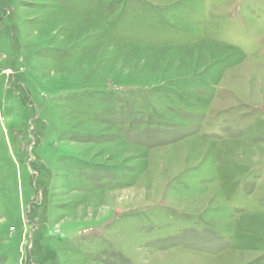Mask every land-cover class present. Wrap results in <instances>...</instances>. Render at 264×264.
<instances>
[{"label":"rangeland","instance_id":"374dc122","mask_svg":"<svg viewBox=\"0 0 264 264\" xmlns=\"http://www.w3.org/2000/svg\"><path fill=\"white\" fill-rule=\"evenodd\" d=\"M0 264H264V0H0Z\"/></svg>","mask_w":264,"mask_h":264}]
</instances>
